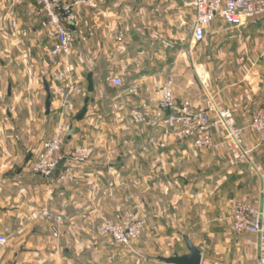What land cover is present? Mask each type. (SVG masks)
Segmentation results:
<instances>
[{"label": "crops", "instance_id": "obj_1", "mask_svg": "<svg viewBox=\"0 0 264 264\" xmlns=\"http://www.w3.org/2000/svg\"><path fill=\"white\" fill-rule=\"evenodd\" d=\"M96 2L75 16L83 49L70 59L83 94L73 98L75 110L63 116L60 100L52 95L44 122L56 119L47 139L60 122H67L72 129L65 148L93 144L99 156L62 183L59 171L47 180L31 170L44 148L40 123L22 141L9 139L12 148L18 147L10 154L7 0H0V235L8 238L0 247V264H106L101 258L110 245L98 233L96 217L119 220L129 211L147 214L143 235L131 245L138 256L135 264H155L158 257L170 256V246L179 240L171 230L173 220H179L184 240L177 242L174 254L188 253L187 235L203 252L202 264H218L214 252L223 250L246 264H258L255 235L237 234L229 243L207 246L197 236L216 238L224 231V214H232L237 203L261 202L264 142L251 122L264 105V19L233 28L217 18L197 43L191 32L181 31L184 20L191 25L194 18L181 0ZM18 7L25 16L33 0ZM115 76L126 82L112 86ZM167 79L179 101L208 109L212 118L218 109L231 110L243 129L242 147L225 141L221 130L215 138L222 144L214 152L174 136L166 139L161 123L154 122L160 121L159 90ZM133 85L138 94H129ZM44 210L64 215L59 238L53 236L51 219L40 214ZM153 252L155 258L139 257Z\"/></svg>", "mask_w": 264, "mask_h": 264}, {"label": "built area", "instance_id": "obj_2", "mask_svg": "<svg viewBox=\"0 0 264 264\" xmlns=\"http://www.w3.org/2000/svg\"><path fill=\"white\" fill-rule=\"evenodd\" d=\"M191 9L194 18L191 24L193 41L203 42L209 28L215 19H223L233 28H240L251 20L264 19V0H182ZM24 0H12V6L21 5ZM96 0H33L32 11L37 17L46 18V31L51 45L48 50V67L51 70V92L60 100L61 115L75 110L73 98L83 94L76 68L71 63L74 47L80 40L76 33V13L83 8H95ZM10 24L16 27V18H11ZM200 69V68H199ZM110 84L121 87L123 80L115 76ZM139 87L133 85L129 94H138ZM159 108L157 117L164 133L174 136L178 142L190 141L201 151H217L221 146L215 138L218 130L222 131L225 141L232 142L237 147L243 144V129L234 122L233 112L229 109L216 110V118L210 111L195 106L190 100L179 101L174 93L173 84L167 79L159 90ZM251 127L264 142V105L257 108L252 117ZM71 126L60 122L54 134L48 138L43 150L31 162L33 173L51 179L61 167L59 180L62 183L74 178L76 168L93 162L99 156V147L93 144H81L66 149ZM166 146V144H162ZM52 221L53 236L59 238L62 234L64 215L44 210L40 213ZM146 216L135 211L128 213L121 220H114L99 215L98 232L110 237L117 244L130 245L138 239L146 228ZM232 229L237 234H252L257 237L258 264H264V178H262L261 202L255 205L250 202H239L232 211ZM8 243V238L0 235V247ZM235 264H246L237 261Z\"/></svg>", "mask_w": 264, "mask_h": 264}, {"label": "rangeland", "instance_id": "obj_3", "mask_svg": "<svg viewBox=\"0 0 264 264\" xmlns=\"http://www.w3.org/2000/svg\"><path fill=\"white\" fill-rule=\"evenodd\" d=\"M26 1L24 0V2ZM23 4L21 5L23 6ZM18 6L20 5L13 7L12 0H7V30H5L7 37V58L5 59L7 64V145H9V139L11 138H13L15 142H17L18 139L22 141L25 136L24 133L27 132V130L30 132L35 131L39 123L40 128H38V133H40L39 136L41 137L39 140L41 142L44 141L45 144L47 140V136L45 135L49 132L51 133L56 124L55 118H53L51 124L48 121L44 122V120H46L45 101L47 96L44 89V79H47L49 84L51 83V70L48 67V50L51 41L46 31L45 24L47 20L44 17H37L34 12H28L24 16L22 10H20ZM13 17L16 18L18 22L15 28L10 24L11 18ZM184 21L185 23L182 24L181 31L183 30L187 33L191 32V25L188 20L185 19ZM41 29V33H38L37 31ZM82 47L83 44L79 40L74 47V51L78 52L76 54H81ZM2 60L3 59L0 58V61ZM122 80L123 83L126 82L125 78ZM27 119L28 122L26 121ZM65 124H67V122H65ZM9 146L11 147V149H9L11 155L18 152V147L12 148V145ZM7 159L9 160L11 157ZM130 212L131 211L128 213ZM126 215L127 214L119 220L123 219ZM140 215L146 216L147 225V214ZM224 216L226 223L222 225L225 228L224 231L222 230L221 235L216 236V238L213 237V235H206L204 238L198 235V243H201V245L203 244V246L211 245L212 243L223 245L231 242L232 238H236L237 233L232 229V214H224ZM96 220L98 226V217H96ZM172 223L174 227H172L171 230L174 233L176 232L179 239H176L177 242L183 244L184 240L182 234L179 233V220H173ZM100 236L110 245L107 252L102 255V262L107 260L106 264H135L133 260L138 256L132 252L131 245L133 242L130 245H122L114 243L108 236L102 234H100ZM177 242L170 246L171 248L168 250L170 256L174 255V252L178 250ZM183 248L182 251H185L186 248ZM228 251L223 250L214 252L216 255L214 258H218V264H235L237 261L247 263L244 259L235 258L234 254ZM211 253H213V251ZM157 254L156 252L150 253V255L146 253L139 257L141 259H149L155 258L151 256ZM156 262L155 264H159L158 260H156Z\"/></svg>", "mask_w": 264, "mask_h": 264}, {"label": "water", "instance_id": "obj_4", "mask_svg": "<svg viewBox=\"0 0 264 264\" xmlns=\"http://www.w3.org/2000/svg\"><path fill=\"white\" fill-rule=\"evenodd\" d=\"M44 86L47 92V100L45 103L46 113L50 112V100L52 97L51 87L47 79H44ZM184 239L188 248V253L185 254H174L172 256H161L158 260L166 264H202L203 252L185 235Z\"/></svg>", "mask_w": 264, "mask_h": 264}, {"label": "trees", "instance_id": "obj_5", "mask_svg": "<svg viewBox=\"0 0 264 264\" xmlns=\"http://www.w3.org/2000/svg\"><path fill=\"white\" fill-rule=\"evenodd\" d=\"M61 167L58 169L59 173H60Z\"/></svg>", "mask_w": 264, "mask_h": 264}]
</instances>
